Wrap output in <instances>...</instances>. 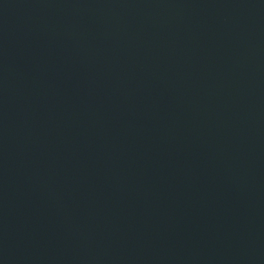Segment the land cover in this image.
<instances>
[{"label":"water","instance_id":"obj_1","mask_svg":"<svg viewBox=\"0 0 264 264\" xmlns=\"http://www.w3.org/2000/svg\"><path fill=\"white\" fill-rule=\"evenodd\" d=\"M0 264H264V0H0Z\"/></svg>","mask_w":264,"mask_h":264}]
</instances>
